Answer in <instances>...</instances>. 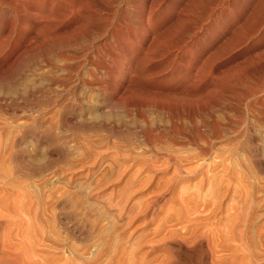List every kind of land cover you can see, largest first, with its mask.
<instances>
[{
    "label": "rangeland",
    "instance_id": "374dc122",
    "mask_svg": "<svg viewBox=\"0 0 264 264\" xmlns=\"http://www.w3.org/2000/svg\"><path fill=\"white\" fill-rule=\"evenodd\" d=\"M16 1L0 8V264H264V30L222 51L217 81H183L264 0H164L146 35L139 18L85 27L83 0ZM109 1L92 4L153 3ZM216 3L197 46L175 47Z\"/></svg>",
    "mask_w": 264,
    "mask_h": 264
},
{
    "label": "bare ground",
    "instance_id": "6f19581e",
    "mask_svg": "<svg viewBox=\"0 0 264 264\" xmlns=\"http://www.w3.org/2000/svg\"><path fill=\"white\" fill-rule=\"evenodd\" d=\"M31 1H34V0H31ZM56 1V0H55ZM83 1H84V3H83ZM82 1V3L80 2V3H77V4H75V3H72L74 6L73 7H71L70 9L72 10L71 12L73 13V11H76L77 12V10H79V11H85V12H83V13H85L86 14V17H87V20L86 19H83L82 21H84V22H86L87 23V25H85V24H82V25H84L85 27L86 26H88L89 24L88 23H90V24H92L93 22L92 21H95V23H99V26H100V22H102V23H107V24H103V25H106V26H104V27H100L101 29H99V26H97L98 27V29H99V33H101L104 29V31H106V27H108L107 25L109 24V27L110 26H112V24H114V22L117 24V30H120V31H123V32H126V31H128L127 33L129 34V30H134V27H133V25H134V22H133V20L135 21V19H140V20H142L143 21V23H142V21L140 22V27H141V29L140 30H142V31H144L143 32V34L144 33H146V32H148L147 31V28L145 29V24H144V22H146L147 21V23H146V25H147V27L149 28V29H151V31H154V29H153V27L155 26V23L153 22V20H154V13H155V11H157L158 10V8L161 6L162 7V4H163V6H166V8L167 9H171V8H175V6H176V4H170L169 2H167L166 4H165V2H163L164 0H153V3L149 6L148 5V7L144 4V5H139L138 7L137 6H133V5H130V3L129 2H127V5H126V9H124L125 10V12H126V14H127V16H126V14H119V17L118 18H115V17H117L116 16V13L118 12L117 11V9H119L120 8V5H117L114 1V3L117 5V6H115L114 5V3L112 2V3H110V4H108V6L109 7H111L112 8V10L110 11V14L108 15L107 13H106V15H108L107 17H104V16H106V15H102V13L104 12H107V11H109V9H106L107 11H105V9H101L99 6H97L98 5V3H97V8L96 7H94L93 6V4H92V0H91V3H90V0H83ZM95 1V0H94ZM103 2L102 3H104V0H102ZM106 1V0H105ZM108 2H110L109 0H107ZM117 1H119V0H117ZM121 1V0H120ZM174 1H176V0H174ZM20 2V1H19ZM177 2V1H176ZM261 2V1H260ZM101 3V2H100ZM118 3V2H117ZM122 3V2H121ZM121 3H119V4H121ZM15 4H16V6H15ZM21 4V3H20ZM96 4V3H95ZM155 4H157V5H155ZM102 5V4H101ZM105 5V4H104ZM107 5V4H106ZM122 5H123V3H122ZM218 3H216V4H214V5H212L207 11H206V13L203 15V16H199L198 14H196V15H193L192 16V19H191V21H190V19H189V21H187V22H192V29H191V31H190V29H189V33L188 34H186L187 36H183L184 38L181 40V41H177L176 42V45H174L175 47H178V49H182V48H188V45H189V43H190V45H191V47L192 48H194L195 46H197V44H198V41L196 40V39H193L192 40V38L194 37H197V34L199 33V31L200 30H202L203 29V27H204V22L205 21H207V20H210L211 22H212V24L213 25H216V23H218V18H219V13L217 12V7H218ZM18 6H19V4H18V2L16 1V0H0V8H1V10H3L4 12H6L4 9H6V7H9V8H12L13 9V7H14V10H16L17 11V8H18ZM105 7H107V6H105ZM119 7V8H118ZM160 7V8H161ZM103 8V7H102ZM108 8V7H107ZM136 8V9H135ZM165 8V7H164ZM165 8V9H166ZM132 9L133 10H136V16H134V13L135 12H133L132 11ZM166 9V10H167ZM177 9V8H176ZM33 10V9H32ZM180 10V9H179ZM11 11V10H10ZM25 12H26V16L25 17H27V19L29 18V19H31V17H30V15H31V13L33 12V11H31V10H29V9H25L24 10ZM120 12H122V11H120ZM169 12V11H168ZM243 12V11H242ZM242 12H240V11H232V19H234V18H237V16H239V15H241V13ZM18 13V12H17ZM21 13V12H20ZM33 13H35V12H33ZM237 13H239V14H237ZM250 13V12H249ZM138 14V15H137ZM178 14H180L179 12H178ZM251 14V13H250ZM180 15H182V13L180 14ZM186 15V14H185ZM184 15V16H185ZM188 16V15H187ZM186 16V17H187ZM249 16L250 15H247V16H245L244 17V22H242V23H240L241 25H239L237 28H236V30H235V32H236V34L234 35V36H232L231 38H229L226 42H225V44H224V46H222L221 48H219V49H216V50H213L212 52H209L208 54H206L205 55V57H203L204 59L200 62V65L198 66H195V68L194 69H189L190 71H188L187 72V75L185 76V77H183V81L184 82H191V81H194V83L196 84V83H199V81H200V79H202V78H204L203 76H205V75H207V74H209L210 75V77L213 79V81H217V79H219V77L218 76H220L219 74L217 75H215V71H214V69H213V67H214V63L216 62V60L217 59H219V56L220 57H222V56H224L223 55V53H222V51L224 52L226 49H228L229 47H231L232 46V43H233V41H235L236 40V38H239V39H241L243 42L245 41V43H246V41H248L250 38H251V36H252V34H254L255 32H260L261 33V31H263L264 30V18H262L261 19V21H260V23L258 24V26L255 28V30L254 31H252L251 30V28L252 27H249L250 26V21H249ZM251 16H252V14H251ZM64 18V15L63 16H61L60 14H55V15H52V17L51 16H46L45 17V19H43V20H45V21H43L42 22V24L43 25H45V26H47L46 28H50L51 27V25H53V23L56 21V20H59L60 18ZM186 17H185V22H186ZM253 17V16H252ZM62 18V19H63ZM146 18V19H145ZM27 19H26V23H27ZM91 19V21H88V20H90ZM252 19V18H251ZM32 20H33V18H32ZM146 20V21H145ZM227 20H228V18H227ZM42 21V20H41ZM183 21V22H184ZM29 22V21H28ZM84 22H82V23H84ZM184 22V23H185ZM186 22V23H187ZM97 23V24H98ZM183 23V24H184ZM41 24V25H42ZM51 24V25H50ZM80 24H81V22H80ZM188 24V23H187ZM41 26L40 28L42 29V27H43V29H44V27L45 26ZM48 25H49V27H48ZM93 25H95V24H93ZM52 28V27H51ZM114 28V27H113ZM155 28V27H154ZM103 29V30H102ZM108 29V28H107ZM153 29V30H152ZM40 30V29H39ZM96 30V29H95ZM251 30V31H250ZM42 31H44V30H41V32ZM45 31H47L48 32V30L46 29ZM45 31H44V36H47V35H45ZM119 31V32H120ZM93 32V31H92ZM107 32H108V30H107ZM40 33V32H39ZM38 33V36H40V35H42L43 34V32H42V34L40 33L39 34ZM103 33V32H102ZM118 33V32H117ZM122 33V32H121ZM239 33H240V35H239ZM47 34V33H46ZM116 34V33H115ZM118 35V34H117ZM130 35V34H129ZM144 35H146V34H144ZM143 35V36H144ZM43 36V35H42ZM43 36V37H44ZM50 36H51V34H50ZM49 36V37H50ZM53 36V35H52ZM41 37V36H40ZM48 37V38H49ZM54 38H55V36H53ZM70 37V36H69ZM140 36L139 35H137V34H133V36H132V39H137V38H139ZM52 38V37H51ZM38 38H36V40H37ZM44 39H46L45 37H44ZM33 40H35V39H33ZM32 40V41H33ZM46 40H48V39H46ZM53 40V39H52ZM128 41H131V39H127ZM120 41H123L124 42V40H120ZM138 41V40H137ZM49 42V41H48ZM132 42V41H131ZM55 44V43H54ZM134 44H135V42H134ZM237 44V43H236ZM235 44V45H236ZM52 45H53V43H52ZM54 46V45H53ZM236 46H238V45H236ZM240 46V45H239ZM31 47V46H30ZM52 47V46H51ZM233 47V46H232ZM231 47V48H232ZM192 48H190V49H192ZM235 48H238V47H234V50H235ZM49 50V49H48ZM51 50V49H50ZM229 50H231L230 48H229ZM232 51H233V48H232ZM231 52V51H230ZM229 52V53H230ZM152 53V52H151ZM188 53H189V49H187V51L185 50V56H186V54L188 55ZM55 54V53H54ZM53 54V55H54ZM58 54H60V51H59V53ZM58 54H56L55 56H58ZM220 54H222V55H220ZM224 54H226V53H224ZM145 56H144V58L145 59H147V58H149V55H150V51H146L145 52V54H144ZM226 55H228V54H226ZM63 56H66V54L65 55H63ZM63 56H60L62 59H65ZM51 57V56H50ZM178 57V56H177ZM187 57V56H186ZM261 57V56H260ZM259 57V58H260ZM59 58V57H58ZM51 59H53V58H51ZM262 59V58H261ZM68 60V59H67ZM50 61V60H49ZM60 61V60H59ZM65 61V60H64ZM258 61V60H257ZM194 62H196V60L195 61H191V63H189L190 65H193V63ZM260 62V61H259ZM249 63V62H248ZM195 65V64H194ZM193 65V66H194ZM255 65V64H254ZM57 66V65H56ZM247 67V66H246ZM50 68V67H49ZM61 68V67H60ZM239 68V67H238ZM243 69V68H242ZM129 72V71H128ZM128 74H130V73H128ZM221 78V77H220ZM252 79V78H251ZM240 81V80H239ZM240 83V82H239ZM253 83V82H252ZM241 84V83H240ZM250 84V83H249ZM249 84H248V86H249ZM67 86V85H66ZM243 86V85H242ZM228 87H230V86H228ZM251 87H254V86H252L251 85ZM215 88H217L216 86H214L213 85V87H212V90H215ZM247 88H250V87H247ZM218 89V88H217ZM227 89V88H226ZM254 89V91L252 90V91H250L251 93H253V95H254V92L256 93H258V91H264V77H263V79L260 81V82H258L257 83V89L256 88H253ZM198 90V89H197ZM207 90V89H206ZM230 90V89H229ZM250 90V89H249ZM208 91V90H207ZM216 91V90H215ZM231 91H233L234 92V90H231ZM241 91V90H240ZM199 91H197V93H198ZM204 92V91H203ZM259 92V93H260ZM201 93V92H200ZM222 93V92H221ZM235 93H237V91H235ZM241 93H244L243 91H241ZM181 94H183L182 92H181ZM180 94V96H182ZM191 94V93H190ZM204 94V93H203ZM231 94V93H230ZM246 94V93H245ZM192 95V94H191ZM215 95V94H214ZM220 95V94H219ZM183 96H186L185 94H183ZM187 96H189V95H187ZM203 96V95H202ZM205 96V95H204ZM238 96V95H237ZM243 96H245V95H243ZM247 96V95H246ZM250 96H252V95H250ZM206 97H208L207 95H206ZM225 97V96H224ZM247 97H249V96H247ZM247 97H246V99H247ZM253 97V96H252ZM231 98H232V96H231ZM250 98V97H249ZM248 98V99H249ZM218 99H219V97H218ZM220 99H221V97H220ZM226 99V98H225ZM224 99V100H225ZM264 99V98H263ZM224 100H222V101H224ZM221 101V102H222ZM225 101H227V100H225ZM224 101V102H225ZM264 100H262V102H263ZM181 102V101H180ZM219 103V102H218ZM259 103V102H258ZM182 104V103H181ZM264 104V103H263ZM187 105V104H186ZM258 105V104H257ZM259 105H260V103H259ZM59 106V105H58ZM215 106V105H214ZM263 105H260V107H262ZM264 107V106H263ZM156 108V107H155ZM257 109L256 107H254L253 106V108L252 109ZM263 110V109H262ZM44 111V110H43ZM259 111H261V109H257V110H251V113H252V116H253V118H255L256 120H257V122L259 121V122H261L263 119H264V115H263V113L262 112H259ZM264 111V110H263ZM263 115V116H262ZM181 120V119H180ZM255 121V120H254ZM256 122V121H255ZM258 122V123H259ZM174 123V122H173ZM172 123V124H173ZM38 124H40L39 122H38ZM192 124V123H191ZM174 125V124H173ZM182 126H183V123H182ZM39 127H41V126H39ZM38 127V128H39ZM185 127H186V125H185ZM185 129V128H184ZM204 129V128H203ZM198 130V129H197ZM196 130V131H197ZM199 131V130H198ZM183 132H186V129H185V131H183ZM188 132V131H187ZM180 133V132H179ZM199 133V132H198ZM178 134V133H177ZM183 134V133H182ZM179 135V134H178ZM184 135H186L185 133H184ZM193 135V134H192ZM183 136V135H182ZM182 136H180V137H182ZM187 136V135H186ZM185 136V137H186ZM40 138V137H39ZM186 140V139H185ZM193 140V139H192ZM191 141V140H190ZM191 171H192V169H190ZM43 171V170H42ZM187 173V172H186Z\"/></svg>",
    "mask_w": 264,
    "mask_h": 264
}]
</instances>
